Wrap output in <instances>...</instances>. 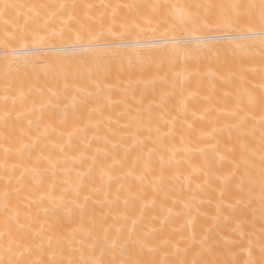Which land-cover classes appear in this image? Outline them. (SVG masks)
<instances>
[{
	"label": "bare ground",
	"instance_id": "obj_1",
	"mask_svg": "<svg viewBox=\"0 0 264 264\" xmlns=\"http://www.w3.org/2000/svg\"><path fill=\"white\" fill-rule=\"evenodd\" d=\"M12 2L75 4L55 21L57 30L67 21L73 33L84 25L97 37L90 44L88 32L81 31L79 41L66 33L71 38H54L15 58L7 100L0 78V192L7 186L12 193L7 210L0 201V230L6 221L19 230L10 219L19 207L33 217H19L20 223L30 224L33 236L43 227L66 241L60 250H49L45 242V252L24 256L21 248L13 258L110 264L127 258L117 237L131 234L148 244L142 253L134 250L132 258L151 264L197 258L205 236L214 248L206 260L244 264L249 239L256 241L252 258L259 260L260 30L258 25L248 32L217 27L205 19L207 9L195 7L247 0ZM126 3L164 7L156 12L121 7L115 15L104 7ZM184 11L193 14L195 25L176 22ZM212 11L219 14L220 9ZM7 19V26L0 21V39L17 17L12 13ZM133 22L144 30L130 28L122 35L121 24ZM15 47L20 50L19 44ZM61 69L79 73L67 89ZM249 96L256 100L254 108L247 103ZM238 108L251 112L243 124L233 115ZM246 159L254 160L256 168L246 171ZM253 174L257 183L250 185ZM78 182L79 197L72 190ZM80 226L117 248L76 232Z\"/></svg>",
	"mask_w": 264,
	"mask_h": 264
},
{
	"label": "snow or ice",
	"instance_id": "obj_2",
	"mask_svg": "<svg viewBox=\"0 0 264 264\" xmlns=\"http://www.w3.org/2000/svg\"><path fill=\"white\" fill-rule=\"evenodd\" d=\"M77 5L66 4V3H21V2H12V0H0V21L3 22L5 26L9 24V20L7 17L14 13L17 17V20L12 23L11 30L5 27L4 37L0 39V49H3L4 56V70L0 72V78L3 80L4 85V99L7 100L9 98L8 93L13 89L14 81L11 74V69L15 64V58L19 56L25 55L28 51H31L32 48H42L46 43L54 38H59L61 40L66 38H71V36H66L67 34L74 35L76 41L82 39L81 31L88 32L89 34V43H95L97 41V37H95L91 31L85 27L84 25L80 26V30L73 33L72 27L67 21L64 22L57 30V26L55 21L60 20L63 16L68 14V10L75 9ZM86 7H92V5H86ZM104 7H111L115 10L121 7L132 10H139L141 8H150L153 12H156L158 9L164 7L161 4H146V5H137V4H116V5H104ZM175 8V5L170 6ZM196 8H205L208 10L206 20L209 22H214L217 27H225L230 29H239L243 27L245 32L251 31L254 25H258L260 34H261V48L264 49V0H259L257 4L255 0H247L246 3L241 2H233L230 4H198L195 6ZM220 9L219 14L214 13L213 9ZM59 9L60 11H55ZM258 9V11H256ZM74 16H68V20H75ZM176 22L180 25H195V19L193 18V14L191 12L184 11L181 14L175 17ZM151 23L149 19L147 21ZM205 27H208L209 24L205 23ZM121 29L123 30L122 35L127 33L130 28H135L138 31H143L144 29L139 25L133 22L131 25L127 23L121 24ZM111 32V29H109ZM19 44L20 50H16V45ZM31 45V47H30ZM211 51V50H209ZM27 67V63L24 65ZM34 67V66H33ZM19 71V66H17V72ZM60 75L63 77L64 86L67 89L70 86L71 80L74 77H78L79 73L74 72L71 69H61ZM264 88V85H262ZM77 92L80 91L79 88L76 89ZM20 95H24L23 84L21 83ZM53 95H57V93H53ZM248 105L250 108H254L256 106L255 98L249 96ZM260 109L261 112L264 113V95L261 96L260 101ZM236 116L240 123L243 124L251 115V112L244 111L243 108H238L237 111L233 113ZM255 119L254 116L251 117ZM239 127V125H237ZM260 153H259V169H258V184L260 190V202H261V226H260V239H259V252L260 258L259 260L253 259V248L256 244L254 239L248 240L249 247L247 248L248 259L244 262V264H264V115H261L260 119ZM157 131H159L157 129ZM39 139V137H37ZM25 147H29L25 145ZM242 149L246 152L247 146L242 145ZM51 163V161H49ZM255 169L256 163L254 160H245V169L246 171L249 169ZM36 172V169H33ZM8 179L9 184L11 183V179L9 177H5ZM248 182L250 185H254L257 183V177L255 174L250 175L248 177ZM81 187L82 182H78L73 187V192L77 197L81 195ZM21 188L17 186L16 192L19 193ZM254 193V188H250L249 195L251 196ZM12 193L9 191L6 186L2 192H0V201L3 202V207L7 210L10 205ZM44 197H41L43 200ZM89 197L87 195L84 196V200L87 201ZM75 203V201H74ZM27 208V206H25ZM15 215L11 216L10 219L17 225L19 230L23 231H14L9 225L8 222H5V227L3 230H0V248L3 249L4 254L0 255V264H49V262L43 260H22V259H14L13 257L16 255L17 250L23 249L20 252V256H24L25 253L31 254L33 250H37L40 253L46 251L45 242H47L48 249L50 250L53 246H55L58 250L62 249V245L66 242L65 239L61 236L49 235L50 229L40 228L39 231L35 232V236L31 233L34 231L31 229L30 224H22L20 223L19 217L21 214L24 215L26 220H31L33 217L31 216L30 211H24L22 213L21 209L17 207L15 210ZM76 232L85 234L89 236L90 239H96V243L101 246H109L112 249L117 248V244L115 242L108 243V238L105 237L104 240H100L98 238L93 237V233L91 230H86L83 226H80L75 230ZM120 241V250L122 254L126 255L127 258L120 260H113L110 264H151V262H145L143 260L132 258V252L134 250H138L139 252H143L146 248H148V244L146 241L134 236L127 235L123 238L117 237ZM193 239H195V234H193ZM72 242L75 243V236L72 238ZM80 243L83 245V239L80 240ZM199 251L196 253L195 259L181 260L179 264H238V261L231 262H221L219 260L214 259H204L203 257L207 254L209 257L214 255V248L211 244L209 238L207 236L201 238L199 240ZM151 251V249H149ZM51 264H57L56 261L51 262ZM59 264H63V262H59ZM68 264H76V262L69 261ZM79 264H104L102 260L96 261H85L81 260Z\"/></svg>",
	"mask_w": 264,
	"mask_h": 264
}]
</instances>
